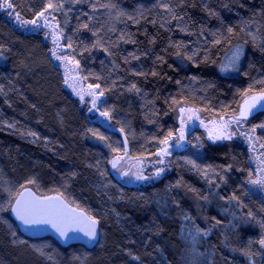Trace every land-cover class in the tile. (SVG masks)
<instances>
[{
  "label": "trees",
  "instance_id": "trees-1",
  "mask_svg": "<svg viewBox=\"0 0 264 264\" xmlns=\"http://www.w3.org/2000/svg\"><path fill=\"white\" fill-rule=\"evenodd\" d=\"M49 2L62 7L49 8L40 27L21 23ZM13 4L0 9V264H264V198L244 181L257 170L248 147L204 132L233 120L243 92L264 90V0ZM237 48L235 68L222 71ZM66 69L96 91V118L71 92ZM181 107L195 117L183 139ZM240 122L264 145V112ZM125 149L150 172L164 170L124 183L110 161ZM25 189L61 195L95 218L96 245L25 235L11 214Z\"/></svg>",
  "mask_w": 264,
  "mask_h": 264
},
{
  "label": "snow or ice",
  "instance_id": "snow-or-ice-1",
  "mask_svg": "<svg viewBox=\"0 0 264 264\" xmlns=\"http://www.w3.org/2000/svg\"><path fill=\"white\" fill-rule=\"evenodd\" d=\"M55 7L59 10L62 5H53L51 2L47 5L44 11L37 14L35 19L32 20H23L21 21L22 24H31L36 27H40L41 25L37 24V20L41 17L45 16V12L48 11L49 8ZM14 8L13 0H2L0 3V9L2 10H10ZM16 18L19 20L20 16L19 13H14ZM44 26H49L47 18L44 19ZM53 44H56L59 47V39L60 36L56 32V28L52 29ZM68 47H71L69 43ZM55 54V52L53 53ZM241 55V49L237 48L234 55L230 60V64L233 68H235L236 62L239 60ZM57 59H61L60 56H57ZM63 59L67 60V57H63ZM78 63V62H77ZM228 68H222V71H228ZM91 88L92 85H89ZM99 88V85H96ZM251 92V88L247 91L243 92L242 95V103L239 105V113L238 115H234L233 120H230L228 123L221 124L218 129L216 130L217 134L212 135L210 132V136L213 139H227L231 138L232 133L228 132V124L232 123L233 121L236 124H239L241 120L247 119L248 115L252 113L254 108L264 109V90L260 91L255 95H249ZM79 94V93H78ZM103 95V92L100 93ZM89 95L95 97L94 92H90ZM83 99V96H81ZM92 106L96 107V100L93 99ZM181 113V123H184L185 120V113H188L187 120H191L193 118V110L189 108H180ZM101 115L105 117H109V113L104 111ZM199 117H197L198 119ZM203 123V121H201ZM264 127V125H261ZM123 131V129H121ZM252 132H255V128L251 129ZM98 135V134H97ZM184 129L181 127L180 129V138L183 139ZM172 133H168V137H171ZM100 139H104V137H100ZM249 139H251L249 137ZM161 144L167 146L169 141L167 138L160 141ZM264 147V145H261ZM167 147L162 148L159 152L156 153L157 156L167 155ZM128 156L127 150L125 149L124 155H117L114 159L110 161L112 167L114 169H119V165L125 158ZM131 159V158H129ZM137 159V163H142L139 158ZM159 163H163V160L160 159ZM261 164H264V161H261ZM160 171H163L161 169ZM261 171H264V168H261ZM159 175V172L156 173ZM124 175H127V172H124ZM142 175V172L137 173V179H145ZM252 184L259 185L261 188H264V179H257V180H250ZM29 183H34V181H29ZM12 211L16 214L17 218L21 220L24 224H38V223H46L51 224L58 232H60L61 236L67 235V230L74 225H80V230L85 231V234L91 237L92 239L96 238V225L98 221L93 219L91 216H85L83 212L77 213L74 208H70L67 203H65L61 199V195L57 196H47L43 199L34 196L31 192L26 191L25 193H20L19 198L15 200V206L12 208ZM260 244L264 246V239L260 240Z\"/></svg>",
  "mask_w": 264,
  "mask_h": 264
},
{
  "label": "rangeland",
  "instance_id": "rangeland-1",
  "mask_svg": "<svg viewBox=\"0 0 264 264\" xmlns=\"http://www.w3.org/2000/svg\"><path fill=\"white\" fill-rule=\"evenodd\" d=\"M230 60H231V58L229 59V61L226 63V65L224 67V68H228L229 69L228 71H225L226 73H230L234 69L232 67V65L230 64ZM65 67L68 68L67 66H65ZM66 71L65 72H66V75H67L68 87L70 88L71 92L74 93V95L78 99V102L80 103V105L85 110H87L88 112H90L91 115L95 116V118H96L97 117L96 114L100 110V98H98L96 100V107L94 108L92 106V102H91V100L89 98V97L92 98V95H89V93H88L90 89L89 90L88 89L85 90L84 88L82 89V88H80L77 85V80H75L76 79L75 78L76 77V74H75V71L74 70L66 69ZM94 93H96V91H94ZM81 96H83V99H81ZM184 115H185V120H184V123L183 124L181 123V114L179 115V125H180V129H181V127H183V129H184V135H183V137L186 135V132L189 131L187 129L188 128L187 125L189 126V129L190 128H193V126L189 124V121L190 120H187V118H186L187 115H188V113H185ZM99 116L101 117V120L103 122H105V123L108 122V117L101 116V115H99ZM193 118H195L194 115H193ZM230 125H231V127L229 129H227V131L230 132V133H232V135H231V138H227V139H213L210 136V132L212 133V135H216L217 133L215 134L211 130L209 131L207 129H205V131L204 130L203 131L207 133L208 139L210 141H212V142H217V140H221V141L227 142L228 144H231V142H233V141L236 142L237 140L238 141L244 140L245 141L244 143L248 147L250 161H251L253 167L254 168H257V169L259 167H261V165H258V161H257V158L255 156L257 154H262V150H263V148L261 146H259L261 144V141L258 142L257 137L259 135H258L257 131L255 130V132H252L251 131V128H249V123H241L240 122L239 124H236L233 121L232 123H230ZM184 126H186V127H184ZM249 137L251 139H249ZM164 162H165V164L168 163L166 160H164ZM145 167L146 166L139 165V163L136 164L133 161L128 160L127 157L119 165V169H122V171L121 170H118V169H114L112 167V165H111L112 172L114 174H124V172H127L128 173V176L126 177V179L121 180L124 183H128V184H130V183H138V182H145V181H148V180L153 179L154 177H157L158 176L156 174L158 172H155V171L150 172L148 169H145ZM139 172H142V175L144 177H146V178L145 179H137V173H139ZM161 172L162 171L159 172V175H160ZM257 179H261V177L258 176L253 169H251L250 173L247 176L244 177V181H245L246 184H248V186L251 189V191L254 194H260L264 198V188H261L259 185L252 184V183L249 182L250 180H257ZM263 258H264V253H263Z\"/></svg>",
  "mask_w": 264,
  "mask_h": 264
},
{
  "label": "water",
  "instance_id": "water-1",
  "mask_svg": "<svg viewBox=\"0 0 264 264\" xmlns=\"http://www.w3.org/2000/svg\"><path fill=\"white\" fill-rule=\"evenodd\" d=\"M262 103H264V102H262ZM261 112H264V109L254 108L252 110V113L250 115H248L247 119H244V120H249V119H251L252 117H254L255 115H257L258 113H261ZM238 113H239V110H238ZM238 113H237V115H238ZM121 137H122L123 143H124V145H125V147L127 149L126 139H125V137H124V135L122 133H121ZM115 176L119 180H124L128 176V173H127V175L115 174ZM26 191L31 192L34 196L39 197L41 199L44 198V197H40V196L36 195L31 189H26L22 193H25ZM54 196H57V195H54ZM18 198H19V196H18ZM61 199L65 203H67L62 197H61ZM68 205H69L70 208H74L77 213L83 212L85 216H89L86 212H84V211H82V210H80V209H78L76 207H73L70 204H68ZM14 206H15V203L13 204V207ZM11 214H12V217L18 223L21 231L25 235H27L29 237H42V236H45V235H53L63 246H68L70 244H83V245H85L88 248L94 247L96 245L98 239H99V223L96 225V238L95 239H92L91 237L86 235L85 231L80 230V228H81L80 225L72 226L71 228H69L67 230V235L66 236H61L60 232H58L56 230V228H54L51 224L38 223V224L26 225L21 220H19L17 218L16 214L13 211L11 212ZM93 219H95V218H93Z\"/></svg>",
  "mask_w": 264,
  "mask_h": 264
},
{
  "label": "flooded vegetation",
  "instance_id": "flooded-vegetation-1",
  "mask_svg": "<svg viewBox=\"0 0 264 264\" xmlns=\"http://www.w3.org/2000/svg\"><path fill=\"white\" fill-rule=\"evenodd\" d=\"M167 147H169V146L167 145ZM255 156H256L257 159H259V156H258V155H255ZM256 174H257L258 176H260L261 179H264V174H262V171H261V170L257 169V170H256Z\"/></svg>",
  "mask_w": 264,
  "mask_h": 264
},
{
  "label": "bare ground",
  "instance_id": "bare-ground-1",
  "mask_svg": "<svg viewBox=\"0 0 264 264\" xmlns=\"http://www.w3.org/2000/svg\"><path fill=\"white\" fill-rule=\"evenodd\" d=\"M26 190V189H25ZM33 191V190H32ZM34 192V191H33ZM35 193V192H34ZM36 194V193H35ZM37 195V194H36ZM54 196V195H53ZM20 228V227H19ZM21 230V229H20ZM98 242V241H97Z\"/></svg>",
  "mask_w": 264,
  "mask_h": 264
}]
</instances>
